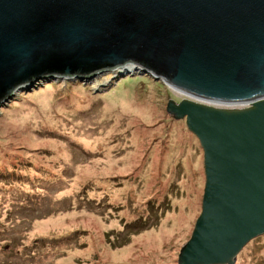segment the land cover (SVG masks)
<instances>
[{"label":"rangeland","instance_id":"rangeland-1","mask_svg":"<svg viewBox=\"0 0 264 264\" xmlns=\"http://www.w3.org/2000/svg\"><path fill=\"white\" fill-rule=\"evenodd\" d=\"M90 80H39L0 108V264H178L205 177L197 139L166 105L248 107L135 68ZM233 264H264V235Z\"/></svg>","mask_w":264,"mask_h":264},{"label":"water","instance_id":"water-1","mask_svg":"<svg viewBox=\"0 0 264 264\" xmlns=\"http://www.w3.org/2000/svg\"><path fill=\"white\" fill-rule=\"evenodd\" d=\"M140 70L203 152L178 264H233L264 235V0H0V108L27 85Z\"/></svg>","mask_w":264,"mask_h":264},{"label":"trees","instance_id":"trees-1","mask_svg":"<svg viewBox=\"0 0 264 264\" xmlns=\"http://www.w3.org/2000/svg\"><path fill=\"white\" fill-rule=\"evenodd\" d=\"M84 90V89H83ZM82 90V91H83ZM84 92V91H83ZM89 111H90V109H89ZM170 116V118H173L171 115H169ZM20 167H22V165H20ZM16 169H19V168H16ZM16 169H12L13 171H12V174L14 173V179L15 180H12V179H9L10 181H13V184L15 183V184H17L18 183V181H22V180H20L19 178H17L15 175L19 172H22V171H25V166H23V168H22V170H16ZM8 173V172H7ZM11 173V172H10ZM9 174V173H8ZM3 176V177H2ZM1 177L4 179L5 177H6V175H2V173L0 174V179H1ZM8 180V181H9ZM28 185V184H27Z\"/></svg>","mask_w":264,"mask_h":264},{"label":"bare ground","instance_id":"bare-ground-1","mask_svg":"<svg viewBox=\"0 0 264 264\" xmlns=\"http://www.w3.org/2000/svg\"><path fill=\"white\" fill-rule=\"evenodd\" d=\"M136 151H137V149L134 150V152H136ZM130 156H131L133 163H135V159H136L135 154L131 153Z\"/></svg>","mask_w":264,"mask_h":264}]
</instances>
